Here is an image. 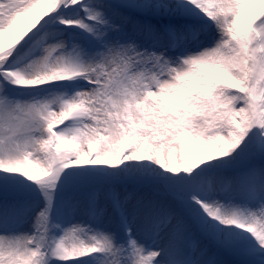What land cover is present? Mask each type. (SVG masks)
I'll list each match as a JSON object with an SVG mask.
<instances>
[{
	"label": "snow or ice",
	"instance_id": "snow-or-ice-1",
	"mask_svg": "<svg viewBox=\"0 0 264 264\" xmlns=\"http://www.w3.org/2000/svg\"><path fill=\"white\" fill-rule=\"evenodd\" d=\"M0 264H264V0H0Z\"/></svg>",
	"mask_w": 264,
	"mask_h": 264
}]
</instances>
